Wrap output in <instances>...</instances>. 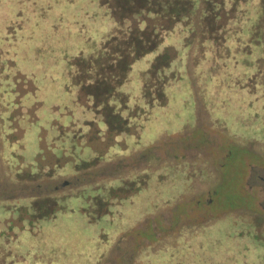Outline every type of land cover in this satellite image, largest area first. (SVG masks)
Segmentation results:
<instances>
[{
    "label": "rangeland",
    "instance_id": "obj_1",
    "mask_svg": "<svg viewBox=\"0 0 264 264\" xmlns=\"http://www.w3.org/2000/svg\"><path fill=\"white\" fill-rule=\"evenodd\" d=\"M233 3L0 0V264H264V46Z\"/></svg>",
    "mask_w": 264,
    "mask_h": 264
},
{
    "label": "trees",
    "instance_id": "obj_2",
    "mask_svg": "<svg viewBox=\"0 0 264 264\" xmlns=\"http://www.w3.org/2000/svg\"><path fill=\"white\" fill-rule=\"evenodd\" d=\"M232 1H234V3L233 4H236L237 5V3L238 2H243L245 5H248V2L250 1V0H232ZM235 5V6H236ZM172 6V8H170L167 12H169L171 15H175V14H178V16L180 15V6H179V4H178V1H174V3H172L171 5H170V7ZM234 10V9H233ZM143 12V10L142 11H140V14H142V15H137L138 17H135L136 18V21H138L139 22V24H145L146 23V16H143L144 14L142 13ZM220 12V10L217 12V13H219ZM256 12H257V20L255 21V23H254V25L252 26V28L250 29V37L252 38V40H253V42L256 40L257 42H255V43H252L254 46H258V44H261L262 46H264V42L261 40V35H262V32H260V29H262V25H261V22H264V0H258V6H257V8H256ZM148 12H146L145 13V15L147 14ZM216 17H220V15L219 14H216ZM115 20V19H114ZM115 22H117L116 20H115ZM264 28V27H263ZM259 30V31H258ZM258 31V32H257ZM149 50V49H148ZM147 51V50H146ZM145 52V51H144ZM143 52V53H144ZM262 54H264L263 52H262ZM80 58H83V57H81V56H78L77 58H75V60H74V65H75V63H76V61L78 60V59H80ZM135 58H137V57H134L133 59H135ZM132 59V60H133ZM263 57L261 56V57H259L258 58V61L256 62V63H258V68H259V65H260V61H263ZM132 62H128L126 65L128 66V68L130 67V64H131ZM155 99H156V97H155ZM163 103H165V100H164V96H163V93L161 92V102H160V105H162ZM121 131V130H120ZM201 247V246H200ZM149 255H153V253H150ZM189 257L188 256H186V259H188ZM149 259V258H148ZM184 264H196L195 262H190V260H188L187 262H184Z\"/></svg>",
    "mask_w": 264,
    "mask_h": 264
}]
</instances>
